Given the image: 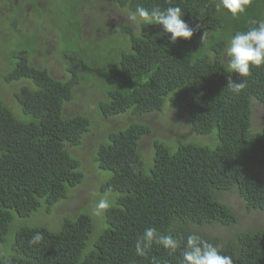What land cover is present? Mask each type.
Wrapping results in <instances>:
<instances>
[{
  "label": "trees",
  "instance_id": "obj_1",
  "mask_svg": "<svg viewBox=\"0 0 264 264\" xmlns=\"http://www.w3.org/2000/svg\"><path fill=\"white\" fill-rule=\"evenodd\" d=\"M104 1L128 12L180 6L183 19L200 28L190 40L173 44L159 25L124 23L116 30L120 44L110 53L109 45H96L95 55L83 35L84 16L95 13L92 0H52L44 11L32 5L30 28L22 24L21 5L10 12V22L1 15L0 45L8 65L0 78L15 87L11 103L0 96V264H180L190 234L216 245L233 264H264V223L244 228L221 199L235 193L247 211H264V129L254 133L251 126L252 99L264 105V67L239 77L229 71L224 54L230 36L264 19V0H252L236 18L217 10L219 0ZM51 32L65 78L34 63ZM229 75L247 81L239 95L226 88ZM88 81L102 93L95 114L64 116L73 88ZM172 109L182 118L173 119L178 134L171 141L155 137L149 156L140 150L141 139L153 131L149 124L104 125L106 139L90 159L101 177L94 193L99 199L111 196L100 215L96 202L92 211L56 216V230L46 222L18 224L16 217L51 220L58 203L74 200L69 190L86 178L68 147L82 146L94 119ZM183 120L188 135L180 130ZM214 130V147L196 143L213 142ZM190 135L198 137L186 139ZM148 227L173 235L179 247L171 251L153 242L145 256L137 255L136 240ZM210 227L224 230L214 234ZM35 233L43 239L32 245Z\"/></svg>",
  "mask_w": 264,
  "mask_h": 264
},
{
  "label": "rangeland",
  "instance_id": "obj_2",
  "mask_svg": "<svg viewBox=\"0 0 264 264\" xmlns=\"http://www.w3.org/2000/svg\"><path fill=\"white\" fill-rule=\"evenodd\" d=\"M36 1V0H35ZM40 6L43 5V0H37ZM95 6L92 5V11H95L94 15L87 13L85 15L86 10L83 9L82 15H85V26L83 35L85 39L91 40V48L89 53L96 54L95 47L96 45H109L111 49L107 47V53H110L114 46H117V43L120 44L119 38H117L118 29L124 23L134 24L128 20V11L125 9L118 8L112 3H106L104 0L101 2H97V0H92ZM18 1L14 0V3ZM2 9V7H1ZM30 18L29 15H25L23 18L22 24L25 27H32V22L28 21ZM101 28V29H99ZM99 29V30H98ZM117 30V33H116ZM115 31V32H114ZM58 39L51 32L49 37L45 39L44 45L41 47L40 54L34 58V63L39 66H47L50 70L51 74H53L57 78H65V72L63 68V64L58 59ZM18 43V42H17ZM88 44H85V48ZM5 47L0 45V72L4 70V67L8 65L5 55ZM6 64V65H5ZM93 70L92 66L89 67ZM93 83L96 86V81L93 79ZM90 81L84 82L80 87H74L73 92L75 94L74 100L70 103H66L64 108V116H71L75 114H85L93 116L97 110V101L102 99V93L95 90V87ZM15 85L12 83L6 84L0 78V96L5 100L6 103L12 102V93ZM252 106V131L254 133L259 132L264 129V105L259 102L257 99L253 98L251 102ZM169 114V116H168ZM173 119L176 121H181L182 118L180 116V112L173 111V109L167 114L160 113H152L151 115H145L141 118H133L128 114H120L114 117H110V119H94L91 130L88 134H86L84 138V142L82 146L78 147H68L69 152L74 157H77L81 160V169L85 172V182L78 188L76 187L69 190V196L74 200H67L66 202L58 203V207L53 210V214L51 215V220L49 217L42 218L41 216L33 215L29 218L19 219L18 224L26 225V226H36V225H44V226L52 230H56L59 228L56 224L58 223L57 217L60 215L66 214L69 217H73L72 215L77 213L80 210H89L92 211L93 205L99 202V195L95 194L93 190L97 189L99 185L101 177L97 173L96 169L93 168V162L90 159L94 156L95 150L100 142L105 141L106 139V131L109 130L105 128L104 125L109 122L113 127L111 129L121 128L127 123L135 120H139L144 122L145 124H149L150 127L153 128L151 134L145 135L140 141V150L146 155L149 156L151 154V141L155 138H162L168 141L174 139V135H176L177 130L175 131V126L178 123H173ZM186 120H183L181 124L182 133L183 131L187 133L186 129ZM180 126H178V129ZM175 133V134H174ZM179 134L183 137V134ZM178 134V133H177ZM214 136L213 142H196L198 144L207 145L209 147H214L217 143L216 131L212 132ZM194 137H198V135H190L187 136L186 139H193ZM201 140H208L203 138ZM97 173V174H96ZM108 175V173H105ZM74 191V192H73ZM108 196V195H107ZM107 198V197H106ZM111 196H109L108 200L110 201ZM222 201L229 204L233 211L239 217V225L241 224L244 228H254L258 226H262L264 223V211H247L244 207V204L238 198L235 193L227 192L221 195ZM70 203V204H66ZM96 203V204H97ZM96 208V205L93 209ZM91 209V210H90ZM57 216V217H56ZM54 217V218H52ZM64 218H61V222ZM43 222V223H41ZM60 222V223H61ZM104 228V226L102 227ZM207 230L211 233H219L224 229L220 227H210Z\"/></svg>",
  "mask_w": 264,
  "mask_h": 264
},
{
  "label": "clouds",
  "instance_id": "obj_3",
  "mask_svg": "<svg viewBox=\"0 0 264 264\" xmlns=\"http://www.w3.org/2000/svg\"><path fill=\"white\" fill-rule=\"evenodd\" d=\"M251 2L252 0H219L216 8L227 10L236 18L246 11ZM183 17L184 11L180 6H168L163 9L153 7L150 10L137 7L128 13L127 18L136 24L161 26L164 34H170V42L175 44L180 39L190 40L194 32L200 28V25L196 28L192 27ZM250 25L246 30L237 31L230 36L224 48L229 71L238 74L239 77L249 76L252 68L264 67V19L252 20ZM207 33V31L203 33L202 43L207 39ZM246 86V80L241 79L237 82L231 75L228 76L226 88L233 94L239 95ZM109 207L110 201L106 197L101 198L96 204L95 214L100 215ZM42 239V233H35L29 243L35 245ZM153 242L171 251L179 247V241L173 235L160 234L155 227H148L136 240V254L145 256ZM180 264H233V259L229 255L222 254L216 245L190 234L187 236Z\"/></svg>",
  "mask_w": 264,
  "mask_h": 264
},
{
  "label": "flooded vegetation",
  "instance_id": "obj_4",
  "mask_svg": "<svg viewBox=\"0 0 264 264\" xmlns=\"http://www.w3.org/2000/svg\"><path fill=\"white\" fill-rule=\"evenodd\" d=\"M16 1H18V2L14 3V0H0V17H1V15H5V19L10 22L9 14H10V12L14 11L13 10L14 7L21 5L23 7V9L25 8V10H24L25 14L24 15H29L31 10H32V5L39 6V8H41L40 11H44L45 5L48 2L49 3L52 2V0H43V5L40 6L38 4L37 0L36 1L35 0H33V1L32 0H16ZM1 7H2V9H1ZM1 21L2 20H0V22ZM7 60H8V58H7Z\"/></svg>",
  "mask_w": 264,
  "mask_h": 264
}]
</instances>
